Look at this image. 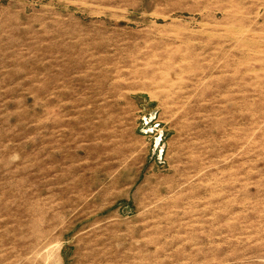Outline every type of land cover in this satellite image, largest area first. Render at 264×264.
I'll list each match as a JSON object with an SVG mask.
<instances>
[{"label":"rangeland","instance_id":"1","mask_svg":"<svg viewBox=\"0 0 264 264\" xmlns=\"http://www.w3.org/2000/svg\"><path fill=\"white\" fill-rule=\"evenodd\" d=\"M0 264H264V0H0Z\"/></svg>","mask_w":264,"mask_h":264}]
</instances>
